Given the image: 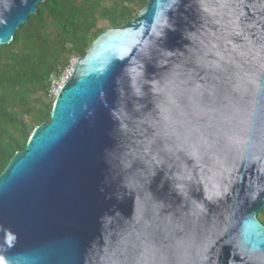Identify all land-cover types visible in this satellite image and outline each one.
Here are the masks:
<instances>
[{"label": "water", "instance_id": "95a60500", "mask_svg": "<svg viewBox=\"0 0 264 264\" xmlns=\"http://www.w3.org/2000/svg\"><path fill=\"white\" fill-rule=\"evenodd\" d=\"M263 209L264 0H148L0 176V264H264Z\"/></svg>", "mask_w": 264, "mask_h": 264}, {"label": "trees", "instance_id": "16d2710c", "mask_svg": "<svg viewBox=\"0 0 264 264\" xmlns=\"http://www.w3.org/2000/svg\"><path fill=\"white\" fill-rule=\"evenodd\" d=\"M148 0H46L0 47V176L51 119L49 96L74 59L83 58L107 29L128 24ZM264 209L257 219L264 226Z\"/></svg>", "mask_w": 264, "mask_h": 264}, {"label": "built area", "instance_id": "2783aa9c", "mask_svg": "<svg viewBox=\"0 0 264 264\" xmlns=\"http://www.w3.org/2000/svg\"><path fill=\"white\" fill-rule=\"evenodd\" d=\"M74 63L72 64V66L70 68H68L64 74L62 75V77L59 80H55L52 82L50 91H49V96L51 98H56V96L58 95L60 89L63 87V85L68 81V79L70 78L71 74H72V70L74 68Z\"/></svg>", "mask_w": 264, "mask_h": 264}, {"label": "rangeland", "instance_id": "374dc122", "mask_svg": "<svg viewBox=\"0 0 264 264\" xmlns=\"http://www.w3.org/2000/svg\"><path fill=\"white\" fill-rule=\"evenodd\" d=\"M78 59H74L73 63L75 64ZM262 220L264 221V216H261Z\"/></svg>", "mask_w": 264, "mask_h": 264}]
</instances>
